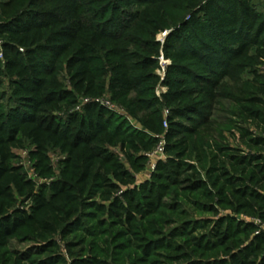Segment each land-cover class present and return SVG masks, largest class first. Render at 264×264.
<instances>
[{"label": "trees", "instance_id": "trees-1", "mask_svg": "<svg viewBox=\"0 0 264 264\" xmlns=\"http://www.w3.org/2000/svg\"><path fill=\"white\" fill-rule=\"evenodd\" d=\"M102 1L0 0V252L23 234L45 244L37 254L50 251V238L80 228L85 211L99 229L130 228L168 207L172 189L197 196L210 215L224 208L264 224V81L244 78L264 59L263 0ZM105 96L143 130L114 122L98 102ZM219 99L255 129L235 126L243 149L216 126ZM161 135L166 162L150 184L127 189ZM24 143L43 174L49 150L65 155L48 189L11 164ZM193 227L207 233L191 236ZM159 244L187 264H264V232L229 216L184 225Z\"/></svg>", "mask_w": 264, "mask_h": 264}, {"label": "rangeland", "instance_id": "rangeland-1", "mask_svg": "<svg viewBox=\"0 0 264 264\" xmlns=\"http://www.w3.org/2000/svg\"><path fill=\"white\" fill-rule=\"evenodd\" d=\"M102 2L105 7L109 4V0H103ZM256 4L258 5V10L264 14V0ZM166 33L157 34L156 40L162 43ZM168 64L169 61L162 56L159 58L158 68L155 71L159 77L162 78L164 76V69ZM254 76L264 81V59L257 60L251 64L244 74L245 79H251ZM63 83L68 86L66 81ZM3 88L6 95L10 96L11 90L7 82H5ZM163 92H165L163 88H156V97L159 98ZM84 102L85 100L82 98L78 100L79 104ZM98 102L102 105L108 103L114 107L112 110V113L115 114L114 122L124 121L127 122L128 127L132 130L139 132L143 130L137 121L111 103L108 100V96L99 99ZM166 113V110H164L163 117ZM233 114L234 110L231 105L219 99L213 112L216 126H220L226 135V144L243 149V146L238 141L239 135L234 130L235 126L238 125L252 132H255V129L249 123H239ZM163 128L166 129L164 125ZM230 133L233 134V137ZM157 139L158 143L154 149L150 153L142 155L146 157L147 162L140 172L134 174V183L127 189L139 188L150 184L156 165L166 162L164 136L161 135ZM159 143H161V149L158 147ZM111 151L129 169L120 152L116 149ZM31 152L32 147L24 143L22 148L13 150L14 158L11 164L18 167L20 172L35 184L36 189L40 187H47L48 189L51 182L58 179L65 155L53 149L49 150L46 162L49 174H43L37 160L32 158ZM170 192V196L163 201L168 207L165 206L158 214L145 219L136 217L130 228L110 225L99 229L89 215L91 211H85L84 214L77 217L81 221V227L72 229L73 225H71L63 232L53 235L50 238L51 249L47 252L43 251L37 254L36 250L45 245L43 242L33 237L25 236V234L17 236L1 250L0 264H187L180 261L178 257L176 258L173 252L160 248L161 245L159 244L162 241L167 242L176 233H181L184 225L190 226L194 223L195 226L200 224L204 226L207 221L215 222L219 217L229 216L238 222L255 225L260 231L264 232V224H261L256 219L242 214L236 215V213L224 208L218 209V216L210 215L200 209L199 204H201V201L197 196L181 192L179 189H172ZM119 194L117 193L116 196H119ZM30 205V201H22V199L17 198L15 208L28 211ZM194 228L190 229L189 233H192L191 236H196V238H202L207 233V231L203 232ZM210 228L212 227L209 225V230ZM128 230L130 233L126 236ZM188 238L192 237L175 239V244L183 245ZM186 252L191 253V250L187 249Z\"/></svg>", "mask_w": 264, "mask_h": 264}, {"label": "built area", "instance_id": "built-area-1", "mask_svg": "<svg viewBox=\"0 0 264 264\" xmlns=\"http://www.w3.org/2000/svg\"><path fill=\"white\" fill-rule=\"evenodd\" d=\"M107 109H109V110H113V106H111L110 104H108V103H106L105 105H104ZM167 112V111H166ZM167 114V113H166ZM164 126L166 127V124H164ZM158 147L161 149V143H159V145H158Z\"/></svg>", "mask_w": 264, "mask_h": 264}, {"label": "water", "instance_id": "water-1", "mask_svg": "<svg viewBox=\"0 0 264 264\" xmlns=\"http://www.w3.org/2000/svg\"><path fill=\"white\" fill-rule=\"evenodd\" d=\"M169 32H167L166 34H165V37H166V35L168 34Z\"/></svg>", "mask_w": 264, "mask_h": 264}]
</instances>
